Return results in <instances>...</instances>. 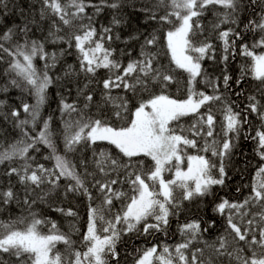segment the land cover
<instances>
[{
	"label": "snow or ice",
	"instance_id": "snow-or-ice-1",
	"mask_svg": "<svg viewBox=\"0 0 264 264\" xmlns=\"http://www.w3.org/2000/svg\"><path fill=\"white\" fill-rule=\"evenodd\" d=\"M8 2L0 0L4 15H7ZM26 3L27 11L24 7ZM240 4L241 0H157L156 7L164 10L160 15L151 5H142L141 10L150 20L172 25L165 34L166 55L170 61L168 66L158 64V53L151 51L157 44L155 34L144 38L138 57L130 58L126 65L113 58V50L104 43L113 39L111 28H103L98 33L93 16L88 15L87 10L94 8V15H99L104 8H122L123 0H100L99 4L94 0H20L14 5L21 22L15 29L8 28L0 34V61L5 55L11 58L7 71L16 77L11 79V86L26 90L35 99L34 104L21 105L30 119L20 120V111L11 109L9 115L18 121L16 127L23 129L29 123L35 124L47 101L52 78L46 70L40 72L33 63L39 57L45 61L46 69L55 67L58 56L45 50V41L67 44L68 49L74 47L78 54V69L84 74L85 82L79 79L75 82L82 106L78 102L69 103L64 98L60 100V113L67 117L63 120L64 152L75 153L98 142H106L117 150V155L101 150L96 156L93 149L96 168L105 179H96L94 173L87 171L86 159L81 161L85 168L81 174L77 165L58 151L49 126L51 117L43 122L37 136H30L24 131L27 139L17 140L0 151V165L12 162L2 174L7 184L0 186V205H10L14 201L21 203L16 185L22 186V203L29 209L38 203H47L54 194L59 195L61 180L68 181L65 195H81L89 201L86 231L82 236L86 250L74 249L71 236L61 232L54 221L41 219L36 212H30V220L23 218L10 223L0 222V264H109V259L119 264L117 244L122 235L136 232L149 236L153 232L166 231L170 217L177 213L181 201L209 196L214 197L211 211L226 216L227 227L215 242H204L207 256L205 248L199 247L188 255L193 243L208 231L202 228L200 220H193L180 226L181 235L185 237L183 242L174 248L164 246L162 250L152 245L135 258V264H225V261L227 264H264V51L256 52L257 48L264 49V0H248L247 5L262 9L258 21L249 20L245 25L248 30L261 35L251 47L248 44L240 46V54L251 59L250 67L242 68L241 72L242 76L250 74L253 80L259 82L257 91L260 96L248 95L243 109L235 110L234 102L226 103L224 96L219 94V84L206 77L202 61L215 59L216 49L208 39L199 40L204 33L200 18L205 11L217 6L226 10L219 23L214 25L215 29H219L221 24L237 22L235 14ZM42 22L49 24L45 41L31 39L29 34ZM113 23L119 24L120 21L114 18ZM65 30L71 31L61 35ZM243 35L231 27L218 32L217 38L223 50L221 63L227 64L229 53L235 52L236 41L243 39ZM14 38L20 42L6 47L5 42ZM116 38L119 39L118 36ZM132 39L138 40L139 37ZM64 54L65 50L61 49L60 55ZM127 55L131 57L132 53L129 51ZM49 59L51 65L47 63ZM99 69H106L111 75L103 80L101 101H96L91 85ZM176 70L187 74L185 99L168 94V89L179 83ZM74 73L79 75L76 69L69 66L66 73L69 95ZM222 80L224 89L229 90L232 77L226 69ZM200 82L211 86L213 94L198 91ZM241 82L237 79L235 84L240 85ZM114 88H123L125 93L132 94V98L142 92L150 95L135 105L128 96L120 97L117 103L111 95ZM157 88L160 90L158 93L154 92ZM7 91V87L0 88V92ZM235 95H243V92ZM216 103H223L222 140L215 138L217 121L212 105ZM5 106L6 101L0 99V108ZM93 106L97 108L98 116L92 114ZM205 108L207 111H202ZM253 115L260 121V126L254 136H246L245 139L250 138L256 143L255 153L261 163L255 170L250 193L243 201L220 197L217 202L214 187L225 185L226 160L236 147L234 141L239 138L243 126L251 124L250 117ZM187 116L194 121L187 129L191 138L184 134V128L177 131L174 126ZM116 121H122V126H116ZM195 137L213 138L211 143L206 139L201 151H210L213 157L218 158V163L204 155H187V169L181 168L185 149L198 148ZM40 145L49 151L45 159L54 162L51 168L34 163L32 153H39ZM17 161L22 162L19 167L14 166ZM121 172L124 174L123 181L119 178ZM166 172H173V178L165 179ZM112 173H117V178H111ZM88 177L93 181L91 185ZM121 182L129 186L130 196L113 187ZM91 188H95L102 197L100 204L92 203ZM177 189L181 192L180 199L175 194ZM117 200L123 206L113 214L114 201ZM52 210L68 217L78 215L72 208L53 207ZM46 223H50V228L43 233L40 226ZM215 223V218H210L209 228ZM118 225L124 227L118 228ZM58 244L65 245L66 254L57 250Z\"/></svg>",
	"mask_w": 264,
	"mask_h": 264
},
{
	"label": "trees",
	"instance_id": "trees-1",
	"mask_svg": "<svg viewBox=\"0 0 264 264\" xmlns=\"http://www.w3.org/2000/svg\"><path fill=\"white\" fill-rule=\"evenodd\" d=\"M20 0H9L7 15L3 14V10L0 9V34L7 31L8 28H13L20 24L21 17L19 16L18 10L14 7L15 4L19 3ZM94 3L99 4L100 0H94ZM149 4L153 7V10L157 12V15L163 14V9L157 8V0H123V7L120 9L104 8V10L99 15H94L95 9L89 8L87 10L88 15L93 16V23L97 29V32H102L103 28H111V35L113 39L111 41L105 40V46L113 50V58L119 61L121 64L126 65L128 60L135 59L138 57L140 52V45L143 43L144 38L155 34L157 36V44L151 49L153 53H158L157 63L168 66L170 64L169 57L166 55V39L165 34L172 27V25L161 24L158 20H150L148 15L141 10V6ZM134 5V6H133ZM248 0H241L240 7L238 8L235 18L236 23H226L221 24L219 29H215L214 25L218 24L220 19L225 13V9L217 7L210 8L205 11L203 17L200 18V23L204 29L203 35L199 36V40L208 39L213 43L215 51V59L202 61V66L206 77L219 84V94L224 96V101L226 103H233L235 110L243 109L244 105L247 103V96L251 94L257 95L259 98L260 94L257 91L260 87L259 82L251 78L250 74L243 75L241 69L248 68L251 65V59L240 54V46L242 44H248L250 47L255 40L260 38L261 33L253 32L248 30L245 25H247L249 20L258 21L262 9L256 7H248ZM27 11V3L24 5ZM38 7V6H37ZM118 19L119 24H114L113 19ZM174 19V18H173ZM48 23H41L39 26L35 27V30L30 33L31 39L38 41H45V37L48 33ZM233 28L235 31L242 32L243 39L237 40L235 45V52L229 53V59L227 64L221 63V56L223 55L221 41L217 38L218 32L227 28ZM71 30H65L61 32V35H66ZM119 37L117 39L116 37ZM132 37H139V39H132ZM127 41V43H125ZM20 42L17 38L12 41L5 42V46H14L16 43ZM199 42V41H197ZM61 49L65 50L64 55H60ZM45 50L51 54L55 52L58 56L55 67L45 68V61L35 58L33 63L40 72L45 70L48 75L52 78L53 83L50 85L47 92V101L45 105L40 110V118L35 122V124L29 123L25 125L23 129L16 127L17 120H14L10 115V111L16 108L20 111V120L30 119L26 113L22 110V103L34 104L35 99L33 96L29 95L28 92L21 88H16L11 86V79L16 78L14 73H8V62L10 57L4 56V59L0 61V88L7 87V92H0V99L6 101V106L0 108V151L7 148L8 145L16 142L20 139H27L24 136V131H27L30 136H37L39 131L43 128V122L45 120L49 121L50 130L53 133V139L56 141L58 146V151L67 155V158L74 164L77 165L78 171L83 174L85 168L81 165L82 160H87V171L94 173L96 179H105L101 176L96 168L94 161V152L98 156L101 150L109 153L112 156L117 155V150L108 145L106 142H98L91 148H82L81 151L75 153H65L63 149V120L67 117L62 116L60 113V100L64 98L67 102H78L82 106V100H78L77 89L75 87V82L79 79L82 83L85 82L84 74L79 73L77 52L75 48L68 49L67 44H52L45 41ZM263 49L257 48L256 52L260 53ZM132 53V56L127 55L128 52ZM49 65L52 64L51 59L47 62ZM69 66L76 69L79 73L77 76L74 73L71 76L73 81V86L71 87V95H69V89L66 87L67 80L69 77L66 75ZM174 67V66H173ZM225 69L227 74L232 77V87L229 90H225L223 86L222 74ZM111 75L106 69H99L91 87L95 91L96 101H101L103 94L102 82ZM175 75L178 80V84L170 87L168 89V94L177 99H185L187 96L186 91V73L180 70H176ZM18 79V78H17ZM241 79V84L236 85L235 81ZM198 91H205L208 94H213V89L211 86L204 82H200L197 86ZM160 90L157 88L154 92L158 93ZM243 92V95L237 96L235 93ZM111 95L116 98V102H119V98L123 96H128L132 98L131 93H125L123 88L113 89ZM150 93L142 92L138 93L134 98H132L133 105L139 103L141 99H148ZM264 102V101H262ZM238 106V107H237ZM112 108V105H108ZM223 103H216L212 105V111L215 115L217 124L215 128L216 139L222 140L221 135V122L223 121ZM92 114L98 116L99 113L97 108L93 106ZM202 111H207V108L202 109ZM251 124L244 125L243 129L239 135V138L234 141L236 147L229 159L226 160V171L227 179L224 186H215V199L217 202L220 197L228 198L231 201H243L246 196L250 193V186L252 183L253 176L255 174L256 168L261 163L259 157L255 153L256 143L252 139H245L246 136L251 137L255 135L257 128L260 126V121L253 115L250 117ZM111 122V121H110ZM193 118L191 116L183 117L174 126L177 127V131L180 128H184V134L191 138V134L187 129L193 123ZM116 126H122V121H116ZM198 143L197 149L186 148L185 155H204L211 159L213 162L218 163V158L213 157L211 152L201 151L203 149L206 139L208 143L212 142L213 138L195 137ZM40 152H33L32 156L35 158L34 163H42L45 167L51 168L53 166V161L45 159L49 155V151L40 145ZM141 159H146L141 157ZM21 161H17L14 166L19 167ZM12 162H7L6 164L0 165V186H5L7 180L2 178V174L5 168L11 165ZM149 168L151 167V161H148ZM148 169H145L147 171ZM215 174V170H214ZM165 178H170L171 172L164 173ZM111 178H117V173H112ZM121 181L124 179L123 172L120 173ZM13 183H15V178H13ZM68 181L61 180V187L59 189V195H53L49 198L47 203H38L34 205L31 209L27 205L22 203L23 200V188L22 186L16 185V190L19 193V198L21 203L17 204L15 201L10 205H0V222L10 223L12 221L27 218L31 219L29 213L36 212L41 219H47L48 221H54L59 230L66 234H69L74 241L73 248L84 251L86 250L85 245L82 243L83 233L86 231L87 225V208L89 201L86 197L74 194H64V188ZM88 183L91 185L93 183L91 177H88ZM118 191L127 193L131 195L129 186L126 183H119L115 186ZM240 189L237 192V189ZM94 200L92 203L100 204L102 197L95 188H91ZM176 196L180 199L181 192L179 189L176 191ZM214 197L209 196L203 199H196L193 201H181L180 208L175 215L170 217L169 227L166 231L153 232L149 236L138 234L136 232L128 233L127 235H122L120 241L117 244V250L119 252V264H135V258L138 257L142 251L152 245H156L159 250H162L164 246L174 248L176 244L184 241L185 237L181 235L180 226L186 222L193 220H200L202 228L208 229V231L201 234V238L194 242L190 247L188 255L194 248H205L204 242L213 243L217 240V237L224 234L227 227L226 216H221L219 214L213 213L211 211V204ZM121 201H114V208L112 213L120 211L122 208ZM53 207H62L64 209L72 208L73 211L77 212V217L64 216L59 212L52 210ZM255 210V209H254ZM215 218V225L209 228L210 218ZM154 222V221H150ZM18 227H23L24 225H17ZM123 225H118V228H123ZM50 228V223H46L40 226V230L43 233H47ZM142 228V226H141ZM57 250L62 254L65 253V245L58 244ZM208 250L205 248V255L207 256ZM109 264H115L114 261L109 259ZM227 264V261H225Z\"/></svg>",
	"mask_w": 264,
	"mask_h": 264
},
{
	"label": "rangeland",
	"instance_id": "rangeland-1",
	"mask_svg": "<svg viewBox=\"0 0 264 264\" xmlns=\"http://www.w3.org/2000/svg\"><path fill=\"white\" fill-rule=\"evenodd\" d=\"M262 51H264V49L262 50ZM186 156L187 155H185V160H184V162L181 164V168L182 169H187V159H186ZM173 172H174V169H173ZM173 172H171V176H170V178H165V179H172L173 178Z\"/></svg>",
	"mask_w": 264,
	"mask_h": 264
}]
</instances>
